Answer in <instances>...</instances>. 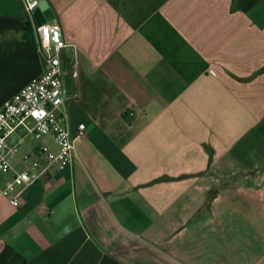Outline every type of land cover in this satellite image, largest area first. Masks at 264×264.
Masks as SVG:
<instances>
[{"label":"crops","instance_id":"obj_1","mask_svg":"<svg viewBox=\"0 0 264 264\" xmlns=\"http://www.w3.org/2000/svg\"><path fill=\"white\" fill-rule=\"evenodd\" d=\"M47 1L75 157L18 205L19 158L57 145L29 136L0 169V264H264V0ZM25 21L0 0V43ZM43 68L1 56L0 103Z\"/></svg>","mask_w":264,"mask_h":264},{"label":"built area","instance_id":"obj_2","mask_svg":"<svg viewBox=\"0 0 264 264\" xmlns=\"http://www.w3.org/2000/svg\"><path fill=\"white\" fill-rule=\"evenodd\" d=\"M26 11V20L33 24L34 32L43 53V70L26 82L18 91L0 103V169L16 170L15 159L20 143L27 137L43 139L49 136L57 149L46 142L40 143L33 152L24 153L19 160L24 168L16 170L15 176L7 181L2 193L11 201L20 204V187L48 177L52 171L70 166L75 157V136L70 125V113L65 104L66 87L64 76L69 71L78 75L75 65L69 69L63 63V50L68 45L57 24L38 25L34 15L41 0H21ZM47 29L52 52L46 53L43 31ZM77 95V94H75ZM129 115H135L130 111ZM78 135H85L87 125L79 124ZM19 136L13 144L10 137Z\"/></svg>","mask_w":264,"mask_h":264},{"label":"trees","instance_id":"obj_3","mask_svg":"<svg viewBox=\"0 0 264 264\" xmlns=\"http://www.w3.org/2000/svg\"><path fill=\"white\" fill-rule=\"evenodd\" d=\"M18 28L23 30V40H5L0 43V57L10 52L14 48H18L23 45H29L40 58H42L43 53L39 50V43L34 32L33 24L30 20L22 22ZM0 37L1 34H0Z\"/></svg>","mask_w":264,"mask_h":264},{"label":"water","instance_id":"obj_4","mask_svg":"<svg viewBox=\"0 0 264 264\" xmlns=\"http://www.w3.org/2000/svg\"><path fill=\"white\" fill-rule=\"evenodd\" d=\"M34 15L39 26L47 23L54 17L52 8L50 7L47 0H41L39 6L34 12Z\"/></svg>","mask_w":264,"mask_h":264},{"label":"rangeland","instance_id":"obj_5","mask_svg":"<svg viewBox=\"0 0 264 264\" xmlns=\"http://www.w3.org/2000/svg\"><path fill=\"white\" fill-rule=\"evenodd\" d=\"M43 38V42H44V45H45V51L46 53H51L52 52V49H51V45H50V42H49V39H48V35L47 34H44L42 36ZM64 80L66 82V76H64Z\"/></svg>","mask_w":264,"mask_h":264}]
</instances>
